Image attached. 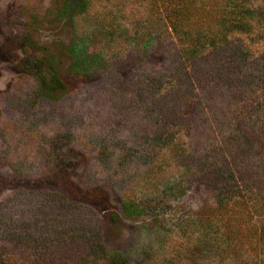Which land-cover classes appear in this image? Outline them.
Instances as JSON below:
<instances>
[{
    "label": "rangeland",
    "instance_id": "rangeland-1",
    "mask_svg": "<svg viewBox=\"0 0 264 264\" xmlns=\"http://www.w3.org/2000/svg\"><path fill=\"white\" fill-rule=\"evenodd\" d=\"M125 1L115 0L118 7L112 1L97 17L70 8L57 18L60 0H0V251L14 250L21 264L40 255L43 264H100L93 253L98 237L130 264H174V245L190 227L185 220L217 205L211 186L187 181L179 159L183 141L195 154L208 148L214 123L195 113L187 134L170 120L161 136L144 113L158 95H136L140 86L125 88L119 80L177 56L166 23L142 29L133 21L141 7ZM45 52L57 56L62 78L76 91L57 103L30 106L37 85L31 59ZM73 64L87 68L79 79L71 77ZM208 96L241 112L251 107L220 83L211 84L203 93ZM195 100L180 104L182 116L190 115ZM174 132L175 143L162 149L157 140ZM148 147L158 153L151 164L141 158ZM123 201L142 210L121 215ZM111 212L119 217L112 220ZM239 224L233 225L243 233ZM26 231L57 240L35 242Z\"/></svg>",
    "mask_w": 264,
    "mask_h": 264
},
{
    "label": "trees",
    "instance_id": "trees-1",
    "mask_svg": "<svg viewBox=\"0 0 264 264\" xmlns=\"http://www.w3.org/2000/svg\"><path fill=\"white\" fill-rule=\"evenodd\" d=\"M132 1L141 7L133 12L137 15L134 22L146 31L157 22L166 23L171 32L168 36L177 45V56L171 63L154 69L142 66L135 79H119L125 88L132 82L140 86L136 95L154 93L160 98L149 110L144 109L145 120L153 121L151 126L154 124L161 136L170 120L187 134L196 123L192 119L195 113L200 121L214 123L207 149L195 154L183 141L179 152L188 172L187 181L198 179L211 186L217 205L210 213L193 211L192 217L185 220H189L190 227H183L185 237L174 245V264H264V0H126L122 4ZM111 2L113 5L115 0H60L56 17L68 15L70 8L71 13L97 17ZM119 5L117 2L113 7ZM31 60V74L37 85L28 98L30 106L40 101L57 103L75 93L76 88L69 90L60 74L57 56L45 52ZM85 68V64H73L72 79L81 78ZM213 83L225 86L236 99H247L246 103H251L249 111L211 102L216 97H203ZM192 99L195 103L185 118L179 111L180 104L186 105ZM160 120L162 124H158ZM172 136L158 137L157 144L162 149L170 146L177 137L175 132ZM157 155L151 148L141 158L151 164ZM124 159L129 160V156ZM60 198L70 204L64 196ZM121 207V215L127 216L142 210L129 201H123ZM226 216L233 224L242 223L244 232L229 223ZM110 217L116 220L119 215L111 212ZM24 234L35 242L57 240L46 233ZM68 236L75 241L73 234ZM93 253L100 264H130L115 250L107 249L99 237ZM43 260L40 255L31 264H43ZM0 264L21 261L14 250H1Z\"/></svg>",
    "mask_w": 264,
    "mask_h": 264
}]
</instances>
